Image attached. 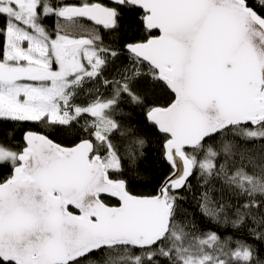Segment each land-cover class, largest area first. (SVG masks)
Wrapping results in <instances>:
<instances>
[{"label": "snow or ice", "instance_id": "6c2138e0", "mask_svg": "<svg viewBox=\"0 0 264 264\" xmlns=\"http://www.w3.org/2000/svg\"><path fill=\"white\" fill-rule=\"evenodd\" d=\"M124 10L144 35L118 47L81 23L119 34ZM141 80L167 96L145 116L173 169L148 195L114 143L145 144L114 117ZM0 168V264H264V0H0ZM185 192L253 243L197 234Z\"/></svg>", "mask_w": 264, "mask_h": 264}, {"label": "trees", "instance_id": "16d2710c", "mask_svg": "<svg viewBox=\"0 0 264 264\" xmlns=\"http://www.w3.org/2000/svg\"><path fill=\"white\" fill-rule=\"evenodd\" d=\"M54 2L65 3L58 0H54ZM78 2L73 1L75 4H78ZM92 2L100 1L92 0ZM67 3L69 4L71 2ZM136 20H138V15L124 10L121 19L122 28L119 34L109 33L102 27L98 26L100 35L104 38L105 45L111 44L113 47H118L119 44L123 43L126 39H140L144 33L136 32L134 27V22ZM46 24L50 30H53L55 27V17L48 19ZM129 27H132L133 30L127 31ZM126 56L127 53H122L120 58L116 60V65L119 66L127 63ZM97 87H99V85L92 82L86 83L83 92L77 96L75 103L79 104L87 102L90 99V91L94 92ZM99 90L104 96H109L111 94V90L109 89L100 87ZM136 90L140 93L143 103L141 105H133L126 96L121 97L119 107L116 109L114 117L120 121L122 125L133 130L136 136L143 138L145 144L141 150H138L137 155L133 160L127 152L130 143L129 139L121 138L117 140L114 138V143H117L123 158V175L124 178H127L129 181L130 190L137 195H148L154 194L163 178L173 171L163 158L162 135L159 134L149 122H147L145 116L149 107L157 103H162L167 99V96L159 87L146 85L143 80H141L140 84L136 86ZM83 123L84 121L81 120L80 125H83ZM15 127L18 129L17 137H19L21 134L20 130L28 129L32 127V125L30 123H22ZM34 130H39V126L34 128ZM117 136H119V134H117ZM53 138L64 146H71V136H64L57 133ZM141 152L142 154H140ZM6 175H8L7 168H0V178ZM191 183L194 190L198 192L199 188L195 177L192 178ZM193 194V192H185L186 199L183 202L182 207L186 211V219L191 220L195 224L197 234L215 231L222 239L231 237L233 246L235 241L241 238L246 239L248 243H253L252 238L248 237L246 230L236 232L231 228L226 229L203 216L197 206V201L193 199ZM256 246L260 250V256L264 258V246L259 244Z\"/></svg>", "mask_w": 264, "mask_h": 264}, {"label": "rangeland", "instance_id": "374dc122", "mask_svg": "<svg viewBox=\"0 0 264 264\" xmlns=\"http://www.w3.org/2000/svg\"><path fill=\"white\" fill-rule=\"evenodd\" d=\"M58 1H61V2H65V3H67V2H71V3H69V4H75V3H73V1L75 2V1H79L78 3H80L81 2V0H58ZM56 19V18H55ZM81 23H82V25H83V27L85 28V29H87L88 31H92V30H97V31H99V28H98V26H96V25H94L93 23H91V22H86V21H81ZM75 35H80L81 33H74ZM99 34H100V32H99Z\"/></svg>", "mask_w": 264, "mask_h": 264}, {"label": "water", "instance_id": "95a60500", "mask_svg": "<svg viewBox=\"0 0 264 264\" xmlns=\"http://www.w3.org/2000/svg\"><path fill=\"white\" fill-rule=\"evenodd\" d=\"M98 1H100V2H97V3H101V4L105 5V6H112V0H98ZM91 23H93V22H91ZM100 27H102V26H100Z\"/></svg>", "mask_w": 264, "mask_h": 264}]
</instances>
